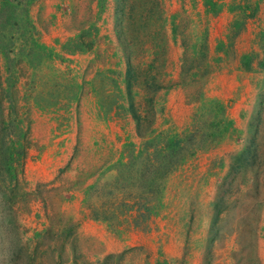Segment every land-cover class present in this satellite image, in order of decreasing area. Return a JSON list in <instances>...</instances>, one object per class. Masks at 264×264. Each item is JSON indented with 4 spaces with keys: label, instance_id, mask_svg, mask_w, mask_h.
Masks as SVG:
<instances>
[{
    "label": "rangeland",
    "instance_id": "374dc122",
    "mask_svg": "<svg viewBox=\"0 0 264 264\" xmlns=\"http://www.w3.org/2000/svg\"><path fill=\"white\" fill-rule=\"evenodd\" d=\"M11 264H264V0H0Z\"/></svg>",
    "mask_w": 264,
    "mask_h": 264
},
{
    "label": "clouds",
    "instance_id": "9594fccd",
    "mask_svg": "<svg viewBox=\"0 0 264 264\" xmlns=\"http://www.w3.org/2000/svg\"><path fill=\"white\" fill-rule=\"evenodd\" d=\"M12 217L0 206V264H11L14 245L10 238Z\"/></svg>",
    "mask_w": 264,
    "mask_h": 264
}]
</instances>
